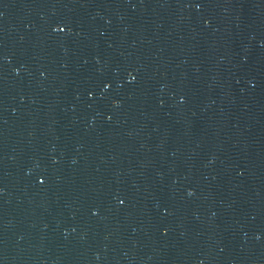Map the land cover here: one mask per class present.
I'll list each match as a JSON object with an SVG mask.
<instances>
[{
	"label": "water",
	"instance_id": "obj_1",
	"mask_svg": "<svg viewBox=\"0 0 264 264\" xmlns=\"http://www.w3.org/2000/svg\"><path fill=\"white\" fill-rule=\"evenodd\" d=\"M0 264H264V0H0Z\"/></svg>",
	"mask_w": 264,
	"mask_h": 264
}]
</instances>
